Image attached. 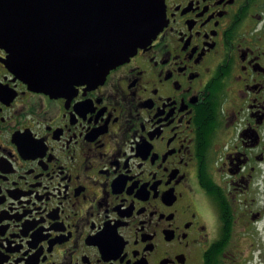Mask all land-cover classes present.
I'll use <instances>...</instances> for the list:
<instances>
[{
  "label": "flooded vegetation",
  "instance_id": "1",
  "mask_svg": "<svg viewBox=\"0 0 264 264\" xmlns=\"http://www.w3.org/2000/svg\"><path fill=\"white\" fill-rule=\"evenodd\" d=\"M163 9L94 84L0 41V264H264V0Z\"/></svg>",
  "mask_w": 264,
  "mask_h": 264
},
{
  "label": "water",
  "instance_id": "2",
  "mask_svg": "<svg viewBox=\"0 0 264 264\" xmlns=\"http://www.w3.org/2000/svg\"><path fill=\"white\" fill-rule=\"evenodd\" d=\"M163 17V0H0V41L32 85L56 91L102 81Z\"/></svg>",
  "mask_w": 264,
  "mask_h": 264
}]
</instances>
